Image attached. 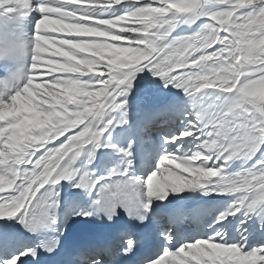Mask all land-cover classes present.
Wrapping results in <instances>:
<instances>
[{
  "label": "snow or ice",
  "instance_id": "6c2138e0",
  "mask_svg": "<svg viewBox=\"0 0 264 264\" xmlns=\"http://www.w3.org/2000/svg\"><path fill=\"white\" fill-rule=\"evenodd\" d=\"M210 2L0 0V59L16 61L0 78V219L18 217L31 231L55 225L64 180L95 194L92 207L74 215L109 220L123 208L144 221L154 200L200 189L233 197L212 234L165 247L146 264H264V244L247 246L250 228L264 232V0H220L214 11ZM34 12L26 36L19 29ZM205 16L197 30L177 34ZM144 71L190 98L187 111L175 109L184 127L164 136L146 176L134 174L132 141L102 140L114 123H128L127 97ZM188 137L193 149L185 151ZM101 147L121 160L97 175L88 165ZM82 154L87 163L78 167ZM236 159L244 163L227 171ZM229 217L239 219L236 242L225 239ZM164 234L174 241L171 229ZM135 244L128 238L124 254ZM39 247L53 250L37 244L0 256V264H24ZM76 259L104 264L95 248Z\"/></svg>",
  "mask_w": 264,
  "mask_h": 264
},
{
  "label": "bare ground",
  "instance_id": "6f19581e",
  "mask_svg": "<svg viewBox=\"0 0 264 264\" xmlns=\"http://www.w3.org/2000/svg\"><path fill=\"white\" fill-rule=\"evenodd\" d=\"M210 10H217L221 7L220 4H212L206 6ZM38 13H32L27 17V36H31L34 32V25ZM207 17H201L196 24L188 25L184 29V34L197 30L198 26L207 21ZM144 71L137 75L134 82V86L131 89L137 93L140 101V105L133 104L131 109L127 112L128 123L118 124L114 123L104 134L102 140L104 143H110L112 145L127 147L129 142L132 141V151L134 155V174L135 175H147L156 165V156H158L162 145L161 140H153L155 132H160L161 123L166 122L168 127L164 128L160 135L175 134L184 127V117L182 114H176L175 109L185 103L184 91L175 87L169 95H163L164 86L159 85L158 81L161 80L157 77L151 79ZM148 77L150 79H145ZM140 81V82H139ZM137 82V84H136ZM139 82V83H138ZM164 83V82H163ZM146 86V90H144ZM131 92L129 95H131ZM128 95V96H129ZM189 100V99H188ZM190 102H188V105ZM136 105V106H135ZM171 112L177 115L175 121L169 120ZM172 113V114H173ZM117 120L120 119L121 113L119 110L113 113ZM149 130H145L146 127ZM156 127V128H155ZM166 130L169 131L167 134ZM192 142V138H186L185 146H188ZM100 150L103 151L100 154ZM121 160V154L116 151L115 148L101 147L95 154V158L92 163L88 165L89 168L94 169L97 175L105 174L108 168L112 167ZM87 163V157L82 154L77 158L75 162L76 166H81ZM244 162L236 159L231 162L227 171L231 172L238 169ZM251 161L249 162V164ZM73 181L64 180L57 186L60 192L58 197L60 203L59 207L55 210L56 224L53 225V230L57 237L65 238L69 236L77 228H81L83 223L90 217H83L74 215V213L83 209H89L92 207V201L95 198V194L88 195L84 190L73 187ZM187 193L186 197L181 200L182 208H177V204L180 202L176 200V197L182 193L174 196L172 200L163 201L162 207H156L153 201L152 210L149 212L154 217L157 227L160 231L166 229V225L169 222L174 221L173 228L171 229L174 234V241L169 243L165 235H160L158 240V250L153 257L148 259H154L159 255L165 247H171L172 244L178 246L179 243L186 242L188 240L196 239L204 235H211L212 229L216 227L215 219L219 214L224 211L228 205L231 204L233 197L230 195H219L216 193L206 194L200 189H193L190 191H184ZM218 195L220 198L217 202H211L208 199L211 196ZM167 202H173V205L169 208L166 207ZM214 214L205 219L206 216ZM237 217L243 218L239 213ZM237 217H229V220L233 221V226L225 229L228 232V236L225 239L229 242H236L240 239V233L237 231L235 225L239 224ZM252 223V222H251ZM249 223V224H251ZM0 224H7L14 229L11 233L9 242L6 244V249L0 252V256H11L18 251H22L24 248L33 247L34 244H26L25 241L30 239L28 228L19 222V218H4L0 219ZM180 225V228H185L186 231L181 234H177L176 227ZM205 232V233H203ZM250 235H247L248 248L258 247L264 244V232L260 230L253 231L249 229ZM259 243V244H258ZM258 245V246H257ZM146 264V261H145Z\"/></svg>",
  "mask_w": 264,
  "mask_h": 264
},
{
  "label": "rangeland",
  "instance_id": "374dc122",
  "mask_svg": "<svg viewBox=\"0 0 264 264\" xmlns=\"http://www.w3.org/2000/svg\"><path fill=\"white\" fill-rule=\"evenodd\" d=\"M212 4H220L221 5V7H223V5L220 3V0H211V2L208 4V5H212ZM208 5H206V6H208ZM221 7H219V8H221ZM189 24H183V25H181L179 28H177V30H176V32H177V34H184V29H185V27L186 26H188ZM147 74V76L148 77H150L151 79H153V78H155V76L151 73V72H146ZM148 77H144V80L145 79H150V78H148ZM160 79V78H159ZM140 82V81H139ZM138 82V83H139ZM158 83H159V85H162V86H164V93H163V95H169L170 93H171V91L173 90V89H175V87L174 86H172V85H169V86H167V87H165V85H164V83H163V80L161 79V80H159L158 81ZM136 84H137V82H136ZM146 86H144V90H146V88H145ZM186 98V99H185ZM184 99H185V103L183 102V106H185V110L187 111L188 110V106L190 105H188V102H190V98L185 94L184 95ZM189 99V100H188ZM127 105L125 106V110H127V111H129L130 109H131V106L133 105V104H135L136 103V105H137V103L140 101V99L138 98V96H137V93L135 92V91H132L131 92V95H129L128 97H127ZM138 101V102H137ZM135 105V106H136ZM138 105H140V103H138ZM137 105V106H138ZM173 112H171V114H172ZM175 117H177V115H174V113L172 114V117L170 118V120H174L175 119ZM146 130H149L148 128L146 129ZM164 139V138H163ZM162 141V140H161ZM164 147H166V145H164V140L162 141V147H161V150L164 148ZM189 149H193V143L191 142L188 146H185L184 147V150L185 151H187V150H189ZM160 155H161V152H159V155L158 156H156V160H158L159 159V157H160ZM190 190H193V189H188V190H185V191H190ZM176 194H170L169 196H168V198L167 199H165V200H163V201H166V200H172L173 198H174V196H175ZM163 201H161V200H158V199H156L155 200V202H154V204H155V206L156 207H162V205H163ZM211 216V218H213L214 217V214H209L208 216H206L205 217V219H207V218H209ZM257 217H253V219H256ZM252 222V220H249V223H251ZM172 223L171 224H169V229L171 228L172 229ZM167 229V228H166ZM166 229H165V231H163V234H164V232H166ZM168 230V229H167ZM186 231V230H185ZM203 233H205V232H203ZM199 238V237H198ZM259 244V243H258ZM258 246V245H257Z\"/></svg>",
  "mask_w": 264,
  "mask_h": 264
}]
</instances>
